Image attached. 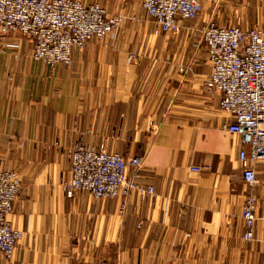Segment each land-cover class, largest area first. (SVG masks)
I'll return each instance as SVG.
<instances>
[{
	"label": "crops",
	"instance_id": "1",
	"mask_svg": "<svg viewBox=\"0 0 264 264\" xmlns=\"http://www.w3.org/2000/svg\"><path fill=\"white\" fill-rule=\"evenodd\" d=\"M78 1L122 19L104 40L73 51L69 67L36 61L28 39L0 34V164L21 179L8 218L23 233L0 264H264V160L249 188L240 137L225 130L220 96L204 86L199 33L214 16L243 29L264 25V0H199V16L181 20L175 34L157 33L141 0ZM129 53L138 60L128 62ZM105 138L111 152L138 158L139 181L154 186L153 197L65 194L67 149ZM249 193L259 206L245 241Z\"/></svg>",
	"mask_w": 264,
	"mask_h": 264
},
{
	"label": "built area",
	"instance_id": "2",
	"mask_svg": "<svg viewBox=\"0 0 264 264\" xmlns=\"http://www.w3.org/2000/svg\"><path fill=\"white\" fill-rule=\"evenodd\" d=\"M141 5L157 33L175 34L181 30V20L195 19L201 13L199 0H141ZM121 19L120 15H108L96 2L0 0V34L25 37L32 58L52 68L71 66L73 51L82 49L92 38L104 40L120 27ZM199 33L209 65L204 86L220 96L219 108L229 119L225 130L240 137L237 159L242 179L253 188L258 184L254 165L264 160V26L243 29L209 19ZM126 60L138 58L129 53ZM107 141L105 138L96 146L79 139L67 149L70 170L63 182L65 194L71 197L76 192H87L95 200L126 199L136 191L143 197H153L154 186L139 181V160H127L111 152ZM189 170L199 173L201 168L190 166ZM20 193L19 174L0 164V254L6 259L12 257L23 235L8 218ZM124 205L119 204L121 210ZM258 206L257 196L249 193L241 208L245 241L254 238ZM213 214L205 211V215Z\"/></svg>",
	"mask_w": 264,
	"mask_h": 264
},
{
	"label": "rangeland",
	"instance_id": "3",
	"mask_svg": "<svg viewBox=\"0 0 264 264\" xmlns=\"http://www.w3.org/2000/svg\"><path fill=\"white\" fill-rule=\"evenodd\" d=\"M212 20L215 22V23H217L216 22V16H214L213 18H212ZM218 24V23H217ZM241 23H239V22H233V25H240ZM218 25H222V24H218ZM255 25H257V24H255ZM261 25H263V24H261ZM252 26H254V25H252ZM264 26V25H263ZM138 159V158H137Z\"/></svg>",
	"mask_w": 264,
	"mask_h": 264
}]
</instances>
